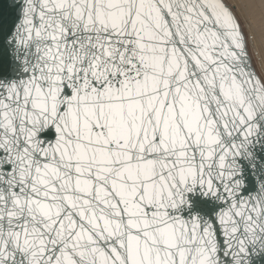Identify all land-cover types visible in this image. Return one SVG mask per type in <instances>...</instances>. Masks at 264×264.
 Here are the masks:
<instances>
[{
    "label": "snow or ice",
    "instance_id": "1",
    "mask_svg": "<svg viewBox=\"0 0 264 264\" xmlns=\"http://www.w3.org/2000/svg\"><path fill=\"white\" fill-rule=\"evenodd\" d=\"M9 0L0 264H253L264 254V5ZM245 26L248 31H245ZM253 50H255V59ZM54 127L55 139L41 135ZM216 201L183 215L189 194Z\"/></svg>",
    "mask_w": 264,
    "mask_h": 264
},
{
    "label": "water",
    "instance_id": "2",
    "mask_svg": "<svg viewBox=\"0 0 264 264\" xmlns=\"http://www.w3.org/2000/svg\"><path fill=\"white\" fill-rule=\"evenodd\" d=\"M9 0H0V7L3 10L2 23L3 30L6 34L12 26L14 20L19 19L18 11H10L8 8ZM23 75L21 66L18 61H15L12 56L11 47L6 40L0 38V80H12ZM41 135L47 139H55L56 132L54 127H49ZM258 155L264 159V151H259ZM259 181H264V170L250 168L246 166L245 171V194L254 192ZM189 206L183 212V215L192 214L210 215L216 207V201L211 197L203 194L200 191H194L189 194ZM253 264H264V254L254 258Z\"/></svg>",
    "mask_w": 264,
    "mask_h": 264
},
{
    "label": "bare ground",
    "instance_id": "3",
    "mask_svg": "<svg viewBox=\"0 0 264 264\" xmlns=\"http://www.w3.org/2000/svg\"><path fill=\"white\" fill-rule=\"evenodd\" d=\"M232 6L240 13L244 18L246 14V7L252 6L255 9L254 28L257 36V48L259 47L261 26H262V13L261 6L264 5V0H229ZM242 17V18H243Z\"/></svg>",
    "mask_w": 264,
    "mask_h": 264
},
{
    "label": "rangeland",
    "instance_id": "4",
    "mask_svg": "<svg viewBox=\"0 0 264 264\" xmlns=\"http://www.w3.org/2000/svg\"><path fill=\"white\" fill-rule=\"evenodd\" d=\"M227 2H228L230 5H232V4L229 2V0H227ZM232 10L235 12V14L237 15V17L240 19L242 26H244V25H245V18H244L240 13H238L234 7H232ZM242 17H243V18H242ZM245 31H246V32L248 31V29H247L246 26H245ZM253 54H254V59H255V50H253Z\"/></svg>",
    "mask_w": 264,
    "mask_h": 264
}]
</instances>
